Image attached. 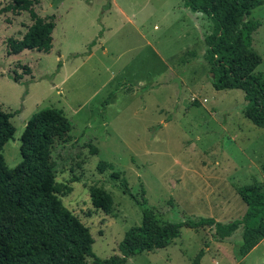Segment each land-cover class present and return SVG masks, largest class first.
Instances as JSON below:
<instances>
[{"label": "rangeland", "instance_id": "374dc122", "mask_svg": "<svg viewBox=\"0 0 264 264\" xmlns=\"http://www.w3.org/2000/svg\"><path fill=\"white\" fill-rule=\"evenodd\" d=\"M9 1L0 0V8ZM35 10L54 15L49 53L8 54V39H21L31 18L27 11L0 13V109L14 113L15 127L1 153L7 166L17 165L30 116L45 107L62 110L71 129L51 145L55 179L71 187L60 198L89 227L97 256L118 253L125 231L141 222L114 171L138 199L143 187L166 220L228 223L244 215L236 186L255 180L264 186V128L245 116L242 90L212 86L204 58L209 16L188 10L183 0H40ZM248 17L261 23L252 46L261 56L255 72L264 78V3ZM92 185L112 195L109 213L92 205ZM213 235L209 226H182L172 243L125 264H192L207 247L201 264H236L242 226L225 240ZM244 263L264 264V239ZM86 264H93L91 257Z\"/></svg>", "mask_w": 264, "mask_h": 264}, {"label": "trees", "instance_id": "16d2710c", "mask_svg": "<svg viewBox=\"0 0 264 264\" xmlns=\"http://www.w3.org/2000/svg\"><path fill=\"white\" fill-rule=\"evenodd\" d=\"M39 2L10 0L0 8V13L11 11L15 15L27 11L31 18L21 39H8V54L24 49L50 51L54 15L40 16L35 10ZM263 3L264 0H183L185 8L209 16L212 22L211 31L204 36V58L212 86L216 90H242L245 116L262 128L264 78L262 73L255 72L261 56L252 46L253 33L261 23L248 16ZM93 44L94 41L90 43ZM13 115L0 109V264H86L87 257L92 258L93 264H125L143 251L166 247L180 235L182 226L212 227L217 240L229 238L242 226L241 240L234 244L233 255L237 264H245L243 258L264 239V186L259 181L236 186V192L246 203V211L238 219L221 223L214 217H201L173 222L148 204L143 187L138 199L122 172L114 171L113 177L119 179L123 192L136 202L142 217L140 224L125 231L118 243V253L100 258L92 250L94 238L89 227L60 198L71 187L55 179L50 149L55 137L69 133L67 117L55 107L34 112L20 135L21 160L9 167L1 150L15 132L10 121ZM90 151L95 154L98 148L90 144ZM89 196L95 208L105 213L111 211L113 198L106 189L92 185ZM203 253L200 249L192 264H199Z\"/></svg>", "mask_w": 264, "mask_h": 264}, {"label": "crops", "instance_id": "0c3cea01", "mask_svg": "<svg viewBox=\"0 0 264 264\" xmlns=\"http://www.w3.org/2000/svg\"><path fill=\"white\" fill-rule=\"evenodd\" d=\"M37 5H39V4H37ZM114 5H115V9H120V6H119L116 2L114 3ZM197 13L200 14L199 12H197ZM53 30H54V29H53ZM52 43H53V37H52ZM93 45H95V44H93ZM93 45H92V46H93ZM92 46H90V47L92 48ZM52 47H53V44H52ZM52 47H51V49H52ZM93 47H95V46H93ZM51 49H50V51H51ZM92 49L94 50L95 48H92ZM93 50L88 52V54L83 58V61H86V59L88 60L91 56L94 55L95 52H94ZM101 50H102V53H106V52H107V49H105V48H103V49H101ZM50 51H49V52H50ZM49 52H48V53H49ZM19 53H20V52H19ZM17 54H18V53H17ZM62 65H63V64L61 63L60 66H62ZM56 85H57V84H56ZM61 85H62V84H61ZM61 85H60V86H61ZM60 86H59V87H60ZM262 240H263V239H262ZM262 240H261V241H262ZM261 241H260V242H261ZM260 242H259V243H260ZM259 243H258V244H259ZM258 244H257V245H258ZM257 245H256V246H257ZM256 246H254V247L252 248V250H253ZM208 250H209V248L207 247V249L205 250L204 254H205ZM252 250H250V252H251ZM250 252H249V253H250ZM249 253H248V254H249ZM248 254H247V255H248ZM247 255L243 258V259H244V262H245V259H246ZM202 257H203V256H202ZM234 260H235V259H234ZM235 263L237 264L236 261H235ZM199 264H201V259H200V261H199Z\"/></svg>", "mask_w": 264, "mask_h": 264}]
</instances>
